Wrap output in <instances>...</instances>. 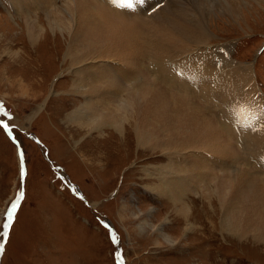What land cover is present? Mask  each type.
I'll return each instance as SVG.
<instances>
[{"label":"rangeland","instance_id":"rangeland-1","mask_svg":"<svg viewBox=\"0 0 264 264\" xmlns=\"http://www.w3.org/2000/svg\"><path fill=\"white\" fill-rule=\"evenodd\" d=\"M242 2L238 19L224 10L208 18L209 48L232 45L236 62L254 65L252 75L264 94V0ZM32 15L48 24L44 9ZM45 32L52 39L30 46L26 16L0 0V106L8 113H0V119L11 129L0 127V231L6 209L20 191L25 194L0 264H117L118 250L125 264H264L263 245L223 230L217 197L212 199L215 213L202 191L183 196L191 203L195 226L187 231L188 221L175 211L180 203L150 190L160 184L156 167L168 164V156L142 149L131 134L122 139L115 133L89 136L65 121L82 99L71 94L73 77L58 76L66 67L56 44L63 38ZM27 80L34 85L30 98L22 95ZM53 81L58 96L50 97L42 112ZM38 87L46 95L37 100ZM87 154L97 157L86 165ZM209 160L214 164L217 157L209 154ZM103 224L116 232L119 245H113Z\"/></svg>","mask_w":264,"mask_h":264},{"label":"bare ground","instance_id":"bare-ground-1","mask_svg":"<svg viewBox=\"0 0 264 264\" xmlns=\"http://www.w3.org/2000/svg\"><path fill=\"white\" fill-rule=\"evenodd\" d=\"M8 1L26 16L30 46L52 39L45 30L63 38L56 44L66 67L58 76L73 77L71 94L82 99L65 121L89 136L131 134L142 149L168 156V164L156 167L160 184L150 190L180 203L175 211L188 221L187 231L195 226L183 196L202 191L215 213L217 197L224 231L264 246V94L252 75L254 65L236 62L232 45L209 48L208 18L224 10L238 19L243 0H136L132 8L111 0ZM41 8L47 25L32 15ZM55 82L42 112L58 96ZM23 85L22 95L30 98L33 83ZM43 95L38 87L33 98ZM242 106L257 118L242 123L237 115ZM209 154L217 157L214 164ZM89 156L86 165L97 157Z\"/></svg>","mask_w":264,"mask_h":264},{"label":"snow or ice","instance_id":"snow-or-ice-1","mask_svg":"<svg viewBox=\"0 0 264 264\" xmlns=\"http://www.w3.org/2000/svg\"><path fill=\"white\" fill-rule=\"evenodd\" d=\"M136 0H111V3L114 5H117L118 7L122 8H132L135 4ZM143 2V0H141ZM162 5H157L156 7L152 8L151 11H156L158 7H161ZM261 112L264 113V109H261ZM0 113H2L5 116H8V113L3 111L2 106H0ZM238 118L240 121L243 122H250L252 119H256V113L250 108V107H240L237 112ZM9 119H11L9 117ZM0 127H2L5 131L10 132V126L9 123H5L3 120H0ZM21 160L23 161V153H21ZM21 179L24 178V171L23 168L21 169ZM24 192L20 191L17 194V198L15 201L11 203V205L6 209L4 214V223L2 226V231H0V257L3 256L5 252V243L8 240L10 236V231L13 227L18 209L20 208L21 201L24 199ZM105 228L109 230V237L113 245H119L120 239L115 231H113L108 224H103ZM117 264H125L124 258L121 254V252L118 250L115 253Z\"/></svg>","mask_w":264,"mask_h":264},{"label":"trees","instance_id":"trees-1","mask_svg":"<svg viewBox=\"0 0 264 264\" xmlns=\"http://www.w3.org/2000/svg\"><path fill=\"white\" fill-rule=\"evenodd\" d=\"M58 71H59V69H58ZM25 156H26V154H25ZM44 158H45V156H44ZM50 158H51V155H50ZM52 159V158H51Z\"/></svg>","mask_w":264,"mask_h":264}]
</instances>
